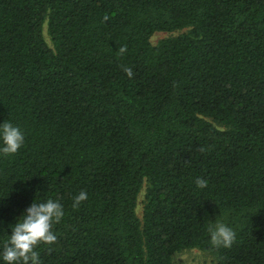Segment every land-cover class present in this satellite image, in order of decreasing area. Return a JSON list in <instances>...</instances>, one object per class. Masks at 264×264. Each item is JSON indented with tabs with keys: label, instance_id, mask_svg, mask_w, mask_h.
I'll list each match as a JSON object with an SVG mask.
<instances>
[{
	"label": "trees",
	"instance_id": "trees-1",
	"mask_svg": "<svg viewBox=\"0 0 264 264\" xmlns=\"http://www.w3.org/2000/svg\"><path fill=\"white\" fill-rule=\"evenodd\" d=\"M5 120L25 138L0 156V249L54 199L40 264H264V0H0Z\"/></svg>",
	"mask_w": 264,
	"mask_h": 264
},
{
	"label": "clouds",
	"instance_id": "clouds-1",
	"mask_svg": "<svg viewBox=\"0 0 264 264\" xmlns=\"http://www.w3.org/2000/svg\"><path fill=\"white\" fill-rule=\"evenodd\" d=\"M123 71L127 76H132L131 68L124 67ZM24 138L18 126L7 120L0 122V156L15 154L22 147ZM195 184L198 188H204L207 181L197 177ZM86 198L87 194L81 190L73 197L72 207H78ZM63 215V206L57 200L32 202L10 224L7 240L0 249V264H40L34 249L39 243L52 244L56 241L52 225L59 222ZM208 234L213 247L229 248L235 240L234 230L223 222L211 223Z\"/></svg>",
	"mask_w": 264,
	"mask_h": 264
},
{
	"label": "rangeland",
	"instance_id": "rangeland-1",
	"mask_svg": "<svg viewBox=\"0 0 264 264\" xmlns=\"http://www.w3.org/2000/svg\"><path fill=\"white\" fill-rule=\"evenodd\" d=\"M185 30L177 31L174 33L156 32L150 37L151 44L155 45L158 41L165 39L169 36H177L184 33ZM43 36L49 47H51L49 37L46 34V25L43 26ZM143 191L138 196L136 215L141 217L142 212ZM173 262L175 264H215L214 257L208 253L199 251L197 249L182 250L173 255Z\"/></svg>",
	"mask_w": 264,
	"mask_h": 264
}]
</instances>
